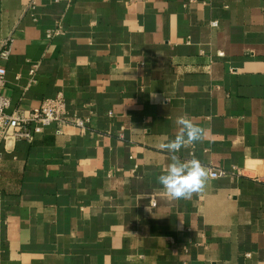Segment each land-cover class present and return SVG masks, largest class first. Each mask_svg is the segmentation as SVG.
Here are the masks:
<instances>
[{"label":"crops","instance_id":"crops-1","mask_svg":"<svg viewBox=\"0 0 264 264\" xmlns=\"http://www.w3.org/2000/svg\"><path fill=\"white\" fill-rule=\"evenodd\" d=\"M10 36L8 112L61 92L90 122L0 143V264H264V0H0ZM184 114L209 179L173 200Z\"/></svg>","mask_w":264,"mask_h":264},{"label":"built area","instance_id":"built-area-1","mask_svg":"<svg viewBox=\"0 0 264 264\" xmlns=\"http://www.w3.org/2000/svg\"><path fill=\"white\" fill-rule=\"evenodd\" d=\"M61 28L48 31V37L61 34ZM13 37L0 40V87L6 83V63L12 54ZM32 81H36L37 69L32 68ZM11 106V98L0 93V143L9 137L31 140L34 133L42 132L46 127L55 126L56 132L62 133L67 126H74L85 130L90 122L89 117L71 115L67 109L66 99L63 93H58L52 98L45 99L40 106L30 110H16L8 112ZM225 170L211 169L212 177L225 175Z\"/></svg>","mask_w":264,"mask_h":264},{"label":"clouds","instance_id":"clouds-1","mask_svg":"<svg viewBox=\"0 0 264 264\" xmlns=\"http://www.w3.org/2000/svg\"><path fill=\"white\" fill-rule=\"evenodd\" d=\"M175 124L177 132L174 138L166 137L157 145L160 151L169 155V163L157 177V181L170 199L189 200L206 187L208 170L197 157L182 159L178 153L202 143L206 130L187 114L178 116Z\"/></svg>","mask_w":264,"mask_h":264}]
</instances>
